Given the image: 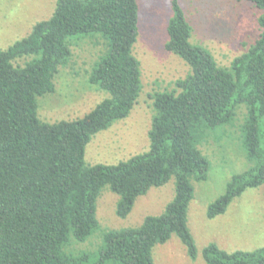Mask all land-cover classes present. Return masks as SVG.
Instances as JSON below:
<instances>
[{"label":"trees","instance_id":"obj_1","mask_svg":"<svg viewBox=\"0 0 264 264\" xmlns=\"http://www.w3.org/2000/svg\"><path fill=\"white\" fill-rule=\"evenodd\" d=\"M167 51L191 67L171 90L151 95L155 115L148 150L114 164L88 165L93 135L129 116L142 91L137 0H57L50 18L7 49H0V264H155L153 248L177 235L187 254L198 256L188 225L193 181L206 180L210 161L198 146V131L230 123L239 104L247 106L243 140L254 165L235 174L226 191L208 206L223 214L248 188L264 186V0H246L260 10V34L229 66L194 43V28L180 0H170ZM94 38L104 50L89 81L110 93L76 119L43 121L37 96L56 90V75L72 57L71 38ZM32 61L14 64L24 56ZM175 179V195L158 215L136 227L104 229L93 253L67 250L100 227L97 199L103 188L120 198L125 218L137 198ZM206 264H264V246L227 251L217 243L202 251Z\"/></svg>","mask_w":264,"mask_h":264},{"label":"rangeland","instance_id":"obj_2","mask_svg":"<svg viewBox=\"0 0 264 264\" xmlns=\"http://www.w3.org/2000/svg\"><path fill=\"white\" fill-rule=\"evenodd\" d=\"M139 4L138 37L133 53L140 60L142 91L128 117L93 135L86 146L88 165L114 164L150 147L149 130L155 115L151 95L171 90L175 80L186 77L191 67L169 52L168 23L173 15L170 0H137ZM57 0H0V49L27 36L34 25L51 17ZM194 32L192 41L208 48L222 66L254 43L260 34L257 18L260 10L246 0H180ZM73 41V43H72ZM72 57L56 75V90L37 96L38 116L43 121L58 122L83 117L110 93L89 81V72L104 50L102 42L89 36L71 38ZM27 55L14 64L29 62ZM247 106L239 104L230 123L198 131V146L210 161L206 180L193 181L194 197L188 209V225L196 240L198 256L192 260L177 235L153 248L155 264H206L203 248L217 243L227 251H252L264 246V186L248 188L229 204L223 214L207 215L208 206L225 191L235 174L254 165L243 140L242 126ZM175 195V179L152 187L137 198L127 217L116 213L120 196L106 185L97 199L100 227L83 242L72 240L67 250L93 253L103 242L104 229L139 226L147 215L162 213ZM90 262L89 264H91Z\"/></svg>","mask_w":264,"mask_h":264}]
</instances>
